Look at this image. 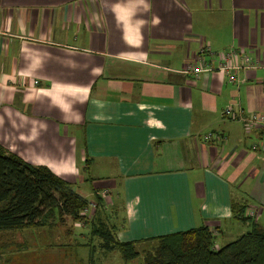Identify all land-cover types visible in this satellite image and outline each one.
I'll use <instances>...</instances> for the list:
<instances>
[{
	"label": "crops",
	"instance_id": "0c3cea01",
	"mask_svg": "<svg viewBox=\"0 0 264 264\" xmlns=\"http://www.w3.org/2000/svg\"><path fill=\"white\" fill-rule=\"evenodd\" d=\"M203 44L210 64L233 48L256 66L238 83L185 73ZM253 112L264 0H0V145L122 211L106 218L122 241L206 225L220 247L264 228V126L242 119Z\"/></svg>",
	"mask_w": 264,
	"mask_h": 264
},
{
	"label": "trees",
	"instance_id": "16d2710c",
	"mask_svg": "<svg viewBox=\"0 0 264 264\" xmlns=\"http://www.w3.org/2000/svg\"><path fill=\"white\" fill-rule=\"evenodd\" d=\"M95 198L96 204L49 167L29 164L0 145L2 234L50 227L70 217L73 223L102 240L100 248L104 253L119 251L125 262L139 259V264H264V228L256 224L220 247L216 246L217 234L206 225L122 241L117 238L116 226L101 216L106 210L103 198L100 195ZM245 208L234 203L232 209L236 217L248 219Z\"/></svg>",
	"mask_w": 264,
	"mask_h": 264
},
{
	"label": "rangeland",
	"instance_id": "374dc122",
	"mask_svg": "<svg viewBox=\"0 0 264 264\" xmlns=\"http://www.w3.org/2000/svg\"><path fill=\"white\" fill-rule=\"evenodd\" d=\"M106 202L110 204L111 199ZM107 214L103 211L101 216L104 219L108 218L111 222L122 223L125 220V218L121 220L122 211L120 215L118 211L114 213L112 210ZM118 215L120 220L117 221L115 216ZM74 226L72 219L67 217L64 223L45 226V228L36 227L35 233L31 231L33 230L31 228L0 233V264H54L52 263L54 258L49 257L48 254L53 251L60 252L61 259L58 264H91V262L92 264H139V259L125 262L119 251L103 255L104 252L100 248L102 240L98 236H92L88 229L80 228L79 225ZM119 228L120 225L117 231ZM34 240L38 243H33ZM90 250L95 256L91 262L85 255Z\"/></svg>",
	"mask_w": 264,
	"mask_h": 264
},
{
	"label": "built area",
	"instance_id": "2783aa9c",
	"mask_svg": "<svg viewBox=\"0 0 264 264\" xmlns=\"http://www.w3.org/2000/svg\"><path fill=\"white\" fill-rule=\"evenodd\" d=\"M206 53H211V50L208 44H203L197 54L196 60L187 65L184 72L198 76L202 72L218 70L224 73L229 81L238 83L239 71L254 68L256 66L248 55L240 54L233 48L220 54V60L217 65L207 62L204 56ZM227 112H229V109H227ZM242 119L245 125L251 129L257 126H264V113L261 112H253L248 116H244ZM205 137L210 139L213 137V133H208ZM253 149L264 151V137H261L258 142L253 144ZM247 215L251 216L254 215V213L248 212Z\"/></svg>",
	"mask_w": 264,
	"mask_h": 264
}]
</instances>
